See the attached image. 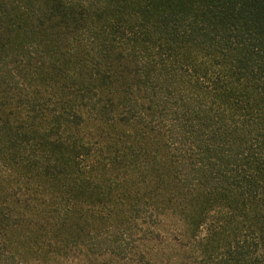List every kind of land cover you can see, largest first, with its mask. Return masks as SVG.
<instances>
[{"label":"trees","instance_id":"1","mask_svg":"<svg viewBox=\"0 0 264 264\" xmlns=\"http://www.w3.org/2000/svg\"><path fill=\"white\" fill-rule=\"evenodd\" d=\"M3 28L0 89L31 121L0 118V264L128 258L169 215L195 264H264V0H0ZM35 62L62 71L50 109L15 69ZM47 110L58 138L32 127ZM87 117L157 130L172 170L96 156Z\"/></svg>","mask_w":264,"mask_h":264},{"label":"rangeland","instance_id":"2","mask_svg":"<svg viewBox=\"0 0 264 264\" xmlns=\"http://www.w3.org/2000/svg\"><path fill=\"white\" fill-rule=\"evenodd\" d=\"M16 38V33L5 28L0 30V45L13 44ZM15 69L23 83L30 87L34 95L42 98V103L45 102L49 109L64 99L66 92L61 69L55 68L52 64L43 65L38 62L18 63ZM49 111L38 114L32 127L40 134L58 138L67 131V128L60 130L55 127L50 121ZM0 118L15 123L31 121L28 110L24 107L19 108L14 94L3 89H0ZM78 131L95 143L96 156L112 153L117 147L131 145L141 156L149 174L163 175L173 168L175 158L157 130H150L137 123L128 124L119 120L97 121L87 117L78 127ZM181 228L177 218L172 215L166 216L159 226L158 236L138 241L128 258L110 254L90 255L78 250H70L67 255L50 257L48 245H45L38 255H29V258L36 264H195L193 259L196 254ZM39 245L44 246L43 243Z\"/></svg>","mask_w":264,"mask_h":264}]
</instances>
